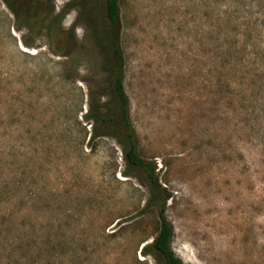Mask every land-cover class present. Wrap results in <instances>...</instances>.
Wrapping results in <instances>:
<instances>
[{
  "label": "rangeland",
  "instance_id": "1",
  "mask_svg": "<svg viewBox=\"0 0 264 264\" xmlns=\"http://www.w3.org/2000/svg\"><path fill=\"white\" fill-rule=\"evenodd\" d=\"M8 1L0 181L7 163L15 177L11 202L0 189V264H162L140 252L159 224L143 172L122 175L113 137L89 144L85 113L113 98L105 0ZM117 2L130 117L170 195L172 250L183 264H264V71L216 67L228 31L264 29V0Z\"/></svg>",
  "mask_w": 264,
  "mask_h": 264
},
{
  "label": "trees",
  "instance_id": "2",
  "mask_svg": "<svg viewBox=\"0 0 264 264\" xmlns=\"http://www.w3.org/2000/svg\"><path fill=\"white\" fill-rule=\"evenodd\" d=\"M4 2L13 11L11 3L8 0H4ZM105 8L107 18L114 28V35L109 37L112 57L106 64L113 98L109 101H99L95 106L90 105L85 113L84 118L91 121L92 127L89 134V144L92 148L91 142L99 136L113 137L121 147L122 158L126 165V168L121 172L122 175L129 176L128 169L130 168L139 169L143 172L149 192L144 207H152L158 211L159 224L152 240L143 244L140 252L143 255L153 254L162 264H183L171 248L173 227L165 214L166 202L170 195L165 187L158 182L155 164L142 157L138 152L137 134L131 121L129 97L124 86V58L117 30L119 14L117 0H105ZM257 21L263 22V19L259 17L253 19L248 16L243 18V22L247 23ZM225 36L231 39V42L220 45L217 51V59L219 60L217 68L250 72L253 75H257L259 71H264L262 66L264 64L263 28L243 27L238 31H228ZM8 157L10 155L6 153L5 158ZM5 170L7 173L0 181V189H2L3 197L6 195L5 198L9 199L7 202H11L14 197L11 196L12 188L10 186L13 185L12 179L15 177V172L11 169V163H7ZM8 214L10 215V212ZM24 215L22 214V217ZM4 221L5 231H7L6 226L11 229L20 226V222H15L14 219L4 218ZM20 227L23 228V226ZM5 239L10 243L14 242L12 237L8 235L5 236Z\"/></svg>",
  "mask_w": 264,
  "mask_h": 264
}]
</instances>
